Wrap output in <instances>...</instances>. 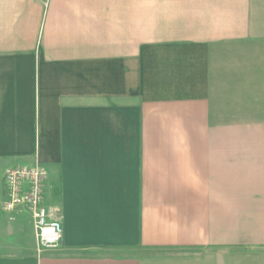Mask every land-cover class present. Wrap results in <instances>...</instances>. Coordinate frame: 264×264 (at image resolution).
<instances>
[{
  "label": "crops",
  "instance_id": "0c3cea01",
  "mask_svg": "<svg viewBox=\"0 0 264 264\" xmlns=\"http://www.w3.org/2000/svg\"><path fill=\"white\" fill-rule=\"evenodd\" d=\"M0 264H264V0H0Z\"/></svg>",
  "mask_w": 264,
  "mask_h": 264
},
{
  "label": "built area",
  "instance_id": "2783aa9c",
  "mask_svg": "<svg viewBox=\"0 0 264 264\" xmlns=\"http://www.w3.org/2000/svg\"><path fill=\"white\" fill-rule=\"evenodd\" d=\"M45 171L39 164L11 166L4 171L5 198L2 210L9 220L25 209L32 221L38 249L57 248L62 241V227L51 219L43 204Z\"/></svg>",
  "mask_w": 264,
  "mask_h": 264
}]
</instances>
